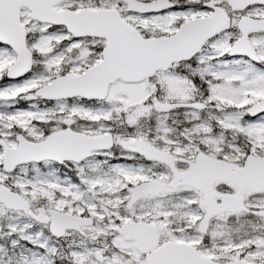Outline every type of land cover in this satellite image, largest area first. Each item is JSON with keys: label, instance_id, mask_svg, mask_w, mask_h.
<instances>
[{"label": "snow or ice", "instance_id": "obj_1", "mask_svg": "<svg viewBox=\"0 0 264 264\" xmlns=\"http://www.w3.org/2000/svg\"><path fill=\"white\" fill-rule=\"evenodd\" d=\"M0 264H264V0H0Z\"/></svg>", "mask_w": 264, "mask_h": 264}]
</instances>
